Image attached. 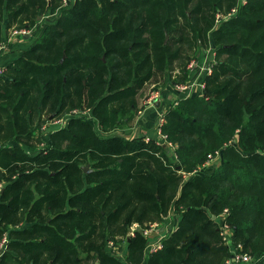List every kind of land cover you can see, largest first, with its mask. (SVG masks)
Returning a JSON list of instances; mask_svg holds the SVG:
<instances>
[{
  "label": "trees",
  "instance_id": "1",
  "mask_svg": "<svg viewBox=\"0 0 264 264\" xmlns=\"http://www.w3.org/2000/svg\"><path fill=\"white\" fill-rule=\"evenodd\" d=\"M224 3L238 11L216 28ZM48 10L60 15L35 27ZM4 23L39 35L0 77V264H226L236 250L264 264V0H0V42ZM208 41L213 73L164 113L165 143L113 133L146 83L175 65L187 78ZM77 108L92 114L43 140L42 116ZM171 212L177 227L148 254L141 229Z\"/></svg>",
  "mask_w": 264,
  "mask_h": 264
},
{
  "label": "rangeland",
  "instance_id": "2",
  "mask_svg": "<svg viewBox=\"0 0 264 264\" xmlns=\"http://www.w3.org/2000/svg\"><path fill=\"white\" fill-rule=\"evenodd\" d=\"M74 2H75V0H63V4L66 5L67 7L73 5ZM220 9L225 13L226 10H227V3H224ZM54 13H55V10H48V11L41 12L39 14V16H38V20H37V22L35 24L36 25L35 27L42 28V27H45L47 23H49V22H51L53 20H56L57 16L60 15V11H59V13H56V14H54ZM50 14L52 16H50ZM216 21H217V18H216ZM35 27L34 26L33 27L26 26V27H19V28L18 27H13V28L7 30L6 29V23H4L3 40H2V42H0V53L4 52V51H6L7 49L10 48V46L8 44V42H9L8 40H9L10 36L13 38V40L15 38V40L21 42V44L24 43V38H25L28 41L27 45L29 44V47H30L33 43H35V41L37 40L38 35H39L37 32H35V29H34ZM21 32H23V33H21ZM204 47L205 48L203 49V51L201 50V52H200L199 49H197V47L195 49H193L191 56H193L195 58V60H197V63H194L193 66H191V62L188 64V72L189 73H188L187 78H184V76L181 75L180 66L175 65L173 68H170L167 72H165L164 76H162V74H159L157 76V83H159L161 85H164L165 82H166L167 76H169V79L171 80V83H175L174 84L175 87L177 85H187V86H191L192 87V85H193L192 90L194 89L195 86H197V90H198L197 93H200V92L203 93L202 87L199 85V83H200L202 75H203L202 64H203L204 59L207 56L208 51L211 49V42L208 41V43ZM193 57H192V60L194 59ZM216 59L217 58L214 57V60H216ZM176 63H178V62H176ZM6 67L0 68V77L4 76L6 74ZM156 86H158V84H156V83L155 84H151V83L148 82V83H146L144 85V87H142L140 89L139 94H138V105H137V109L135 111L134 117L130 121L121 123V127H124V126L131 127L132 124L135 121H138L139 117H141L143 115L144 109L147 108V106L139 107V95H145L146 94L145 95L146 103H147L148 99H150V101H153V102L150 103L151 106H153L156 102L159 101V99L161 97V94H160V91L156 92L154 90V88H156ZM176 90L179 93H182L180 90L177 89V87H176ZM178 99L179 98L174 99L173 102L171 103V105L169 106V108L172 105H175V103H177ZM151 106H149V107H151ZM169 108L163 109L161 111V113L159 114V116L156 119V122L161 117L164 116V113ZM76 110H77L78 113H81L80 116L81 115H86L87 116V115L92 114L90 109H79V108H77ZM71 114H72V112L70 114H67L66 116L56 117V118H53V119L51 118L52 120L48 119L47 115L42 116L44 119H46V121L42 125V128H40V130H39V131L43 130V132H44L43 140L44 141L48 140L49 135H47V133L52 132L53 130L59 129L60 128L59 126L64 122V120H67L71 116ZM72 116H75V115H72ZM156 122H155V124H156ZM37 123L38 122H36V124ZM115 133H118V131H116ZM144 138L146 139V138H153V137L151 135H146V136H144ZM40 145H42L41 147H45V143L43 141L40 143ZM166 146L169 148V153L172 156L171 157L172 160L176 159L177 155H176V153H175V151L173 149L175 145H171V143L168 141V144ZM171 146L173 148H171ZM220 164H221V155H218L214 160L210 161L206 165H203L202 168L206 169V170H213V169H216ZM171 213H175V212H171ZM170 214H169V216H167L166 218L163 219L162 224H161V222L158 223V226H156L153 229V231L149 230L147 232L148 234L146 233V230H148L150 228L145 229V230L141 229L145 233V235L148 237V239H150V238L152 239L153 238L154 242H162L163 239L154 238V235L156 234V232L158 231V235L166 234V232H169L172 229L176 228L175 225L177 224V220L175 221L174 217L172 219ZM175 214L177 215V213H175ZM179 216L181 217V215H179ZM179 216H178V218H179ZM137 226L138 225L135 224L133 227H131V230H130V234L131 235L134 234V231H135ZM167 226H168V229L166 228ZM160 227H162V229L159 232V228ZM169 227H171V228H169ZM112 242H114V241H112ZM150 243H152V241ZM159 249H161V248H159ZM108 250L111 251V252L114 251L116 256H118L117 254H118V250H120V246L119 245H110L109 244ZM150 253H152V252L149 251L148 254H150ZM118 258H119V256H118Z\"/></svg>",
  "mask_w": 264,
  "mask_h": 264
},
{
  "label": "crops",
  "instance_id": "3",
  "mask_svg": "<svg viewBox=\"0 0 264 264\" xmlns=\"http://www.w3.org/2000/svg\"><path fill=\"white\" fill-rule=\"evenodd\" d=\"M8 41H9L8 44L10 48L0 53V68L6 67L7 65L14 62L19 56L22 55L23 51L28 49L29 47V44L27 45L28 41L25 38H24V43L22 42L23 44L15 40V38L13 40L11 36ZM156 84L159 85L157 87L158 90L156 89L154 90L156 92L160 91V94H161L159 101L156 102L153 106H151L150 104L146 103V97H145L146 94L139 95V107L147 106V108L144 109L143 115L139 117L138 121H135L131 127H128V126L116 127L114 130V133L118 131L119 134H123L124 136L128 138L144 137L146 135H151L154 138L157 137V130L155 128V125H156L155 122H156L157 117L159 116V114L161 113L163 109L169 108V106L171 105L174 99L180 98L183 95L182 93H179L176 90V87L174 85L175 83H171L169 76H167V79L164 85H161L157 82ZM200 94H202V92H200ZM213 171L214 169L213 170H206L203 168L201 169V172L207 175L211 174ZM170 216L172 217V219L174 217V220L175 221L177 220V224H178L180 216L178 214L176 215L175 213H171ZM177 224L175 225L176 227H177ZM166 228L168 229V226ZM161 229L162 227L159 228V232ZM166 234H168V232H166ZM166 234L158 235V231H157L155 234L157 237L154 235V238L163 239ZM149 240L150 242L154 241L153 238L152 239L150 238ZM119 246L121 247H120V250H118L117 255L122 261H125L128 255V246L127 245H124V246L119 245Z\"/></svg>",
  "mask_w": 264,
  "mask_h": 264
},
{
  "label": "built area",
  "instance_id": "4",
  "mask_svg": "<svg viewBox=\"0 0 264 264\" xmlns=\"http://www.w3.org/2000/svg\"><path fill=\"white\" fill-rule=\"evenodd\" d=\"M239 1H240L241 5H244V4L247 3V0H239ZM64 6H66V5H64ZM239 8H240V6H239ZM59 11L60 10L55 11L54 14L59 13ZM237 11H238V7L233 8L228 13L218 12L217 13V21H216L215 27L218 28L220 26L221 22H223L225 19H228L231 16L235 15L237 13ZM50 16H52V15L50 14ZM21 33H23V32H21ZM215 53H216L215 47H213L211 45V49L208 51L207 56L204 59L203 64H202L203 75H202L201 81L199 83V85L202 87V91L205 88L206 79L213 73V66H214V63H215V60H214ZM194 63H197V60H195V58L191 61V66H193ZM176 87H177L178 90H180L182 92V95H183L182 97H187L189 95H199L200 94V93H197L198 92L197 86H195L193 90H192L193 85H192V87L191 86H187V85H177ZM151 102H153V101H150V99L147 100V103L150 104ZM177 103H178V100H177ZM80 114L81 113H78L77 110H73L71 116L72 115L80 116ZM67 120H64V122L59 127L61 128L62 126H65V124L68 123ZM164 122H165L164 116L161 117L156 122L155 128L157 130V137H155V138H157L158 142H164L165 143L166 137L162 134V126H163ZM149 139L150 138H146V140H149ZM171 145H174V144L171 143ZM171 148H173V147L171 146ZM174 148H175V146H174ZM218 155H220V154L217 153L216 155H210V158L208 159V161L204 165H206L210 161L214 160ZM226 213H227V211H226ZM219 223H220V226H221V229H222V234H223L224 239L226 240V242H230L231 237H230L229 224L225 221V218H221ZM157 225H158L157 223L153 224L150 227V229L146 230V233L149 230L153 231V229ZM8 243H9V237L7 235H5L2 239H0V255H3V253L7 250ZM161 243L162 242H154V241L152 243H150L148 248H147L148 252L149 251L154 252V251L158 250L159 248H161L162 247ZM109 244L113 245V242L110 241ZM234 254L235 255L232 258H230V259H228L226 261V264H250L253 261V256L250 255V254L242 253V252H239L237 250L235 251Z\"/></svg>",
  "mask_w": 264,
  "mask_h": 264
},
{
  "label": "water",
  "instance_id": "5",
  "mask_svg": "<svg viewBox=\"0 0 264 264\" xmlns=\"http://www.w3.org/2000/svg\"><path fill=\"white\" fill-rule=\"evenodd\" d=\"M167 41H168V36H167V38H166V42H167ZM62 60H63V59H62ZM62 60H61V61H62ZM84 168H85L86 171H89V166H88V165H86Z\"/></svg>",
  "mask_w": 264,
  "mask_h": 264
}]
</instances>
